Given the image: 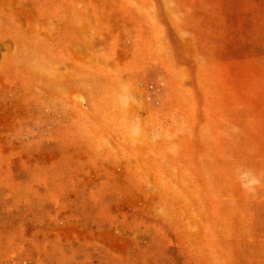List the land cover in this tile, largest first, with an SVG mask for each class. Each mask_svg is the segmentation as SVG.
Masks as SVG:
<instances>
[{
	"label": "rangeland",
	"instance_id": "1",
	"mask_svg": "<svg viewBox=\"0 0 264 264\" xmlns=\"http://www.w3.org/2000/svg\"><path fill=\"white\" fill-rule=\"evenodd\" d=\"M0 28V264H264V0H0ZM29 33L58 111L6 61Z\"/></svg>",
	"mask_w": 264,
	"mask_h": 264
},
{
	"label": "bare ground",
	"instance_id": "2",
	"mask_svg": "<svg viewBox=\"0 0 264 264\" xmlns=\"http://www.w3.org/2000/svg\"><path fill=\"white\" fill-rule=\"evenodd\" d=\"M16 35L18 39L16 49L7 55L6 61L8 60L16 71L24 76L33 73L41 83V89L48 92V102L54 105L55 111H58L59 107L54 103L60 101L69 88L75 86L76 89V82H63L66 74L54 63L51 58L52 48L45 41L33 38L30 33L26 36ZM80 72V69L72 68L69 73L74 77L80 75ZM81 139H85V135ZM85 142L92 144L91 139H85Z\"/></svg>",
	"mask_w": 264,
	"mask_h": 264
}]
</instances>
